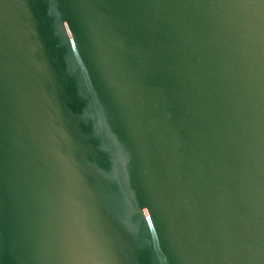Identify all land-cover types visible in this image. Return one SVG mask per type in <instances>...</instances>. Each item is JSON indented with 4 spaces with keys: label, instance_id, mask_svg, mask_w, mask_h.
Listing matches in <instances>:
<instances>
[{
    "label": "water",
    "instance_id": "1",
    "mask_svg": "<svg viewBox=\"0 0 264 264\" xmlns=\"http://www.w3.org/2000/svg\"><path fill=\"white\" fill-rule=\"evenodd\" d=\"M0 264H264V0H0Z\"/></svg>",
    "mask_w": 264,
    "mask_h": 264
}]
</instances>
